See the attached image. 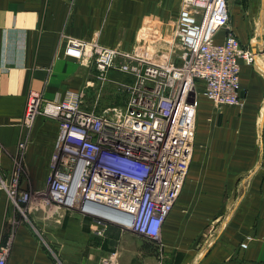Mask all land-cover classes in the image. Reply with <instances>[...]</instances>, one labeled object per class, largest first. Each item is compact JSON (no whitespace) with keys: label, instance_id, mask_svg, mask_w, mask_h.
<instances>
[{"label":"crops","instance_id":"obj_1","mask_svg":"<svg viewBox=\"0 0 264 264\" xmlns=\"http://www.w3.org/2000/svg\"><path fill=\"white\" fill-rule=\"evenodd\" d=\"M227 2L238 40L264 53V0ZM182 4L0 0V182L19 168L24 191L46 188L59 129L45 115L31 130L23 125L31 93L46 103L84 90L87 109L100 110L88 104L96 67L66 56L69 40L123 51L173 42ZM225 36L219 32L217 42ZM108 77L111 90L130 81L115 71ZM241 85L242 107L218 110L200 96L192 162L160 245L116 226L99 236L90 217L39 198L22 212L0 191V246L12 240L8 264H102L111 257L117 264H264V76L242 63Z\"/></svg>","mask_w":264,"mask_h":264},{"label":"built area","instance_id":"obj_2","mask_svg":"<svg viewBox=\"0 0 264 264\" xmlns=\"http://www.w3.org/2000/svg\"><path fill=\"white\" fill-rule=\"evenodd\" d=\"M182 5L171 61L152 62L141 44L123 51L98 42H67L65 55L92 62L102 87L110 83L111 71L128 76L122 85L127 101L89 110L84 90L46 103L37 93L29 95L23 125L31 130L45 115L57 122L59 133L45 189L24 191L19 168L0 182V191L22 212L39 198L56 211L90 217L99 236L116 226L160 245L192 162L200 96L216 108L242 107L241 64L253 66L259 54L231 30L227 0ZM221 31L226 36L218 43ZM11 250L12 240L0 246V264H8ZM102 264L117 262L111 257Z\"/></svg>","mask_w":264,"mask_h":264},{"label":"rangeland","instance_id":"obj_3","mask_svg":"<svg viewBox=\"0 0 264 264\" xmlns=\"http://www.w3.org/2000/svg\"><path fill=\"white\" fill-rule=\"evenodd\" d=\"M154 45L148 48V52H149V59L155 63H164L166 61H171L173 55L175 54V52H177L176 51L177 46L175 42L172 41L167 42L166 44H154ZM144 46L148 47L146 45ZM127 83L128 82H124L120 84L121 90L117 88L111 90L108 85L102 87L100 81L96 79L97 85L94 88L95 90H93L94 95L92 96L91 99H88V104L89 103L98 104V107L100 109H103L104 107L106 108V106H110V105H114L115 107L123 106L124 103H126L127 92L125 91V88L122 85ZM216 109L220 110V108H216Z\"/></svg>","mask_w":264,"mask_h":264},{"label":"water","instance_id":"obj_4","mask_svg":"<svg viewBox=\"0 0 264 264\" xmlns=\"http://www.w3.org/2000/svg\"><path fill=\"white\" fill-rule=\"evenodd\" d=\"M253 67L258 73L264 76V53L255 54Z\"/></svg>","mask_w":264,"mask_h":264}]
</instances>
